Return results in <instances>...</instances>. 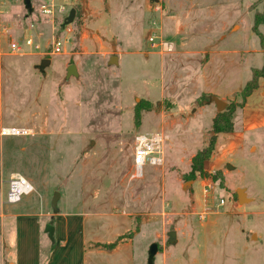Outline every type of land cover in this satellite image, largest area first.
I'll use <instances>...</instances> for the list:
<instances>
[{"label": "rangeland", "instance_id": "1", "mask_svg": "<svg viewBox=\"0 0 264 264\" xmlns=\"http://www.w3.org/2000/svg\"><path fill=\"white\" fill-rule=\"evenodd\" d=\"M36 1L28 14L23 0H0V75L14 70L9 60L47 61L34 88L17 95L33 111L18 114L33 135L5 138V170L27 178L35 192L5 209L38 203L52 217L59 192L62 211L82 212V205L87 213H127L137 230L143 224L136 264H148L153 243L154 264H264V78L246 100L241 95L263 66L255 7L246 9L248 0H75L74 22L61 31L68 15L53 30ZM239 21L241 32L221 23ZM29 34L41 48L11 49ZM54 37L66 41L58 55L48 46ZM151 37L173 50L153 47ZM229 108L233 132L217 135L207 176L188 179L214 119ZM146 132L169 136L165 163L131 179L133 140ZM4 189L7 198L9 182ZM239 189L249 201H238ZM102 203L110 206L102 210ZM75 221L82 218H70L73 229Z\"/></svg>", "mask_w": 264, "mask_h": 264}, {"label": "crops", "instance_id": "2", "mask_svg": "<svg viewBox=\"0 0 264 264\" xmlns=\"http://www.w3.org/2000/svg\"><path fill=\"white\" fill-rule=\"evenodd\" d=\"M259 1L248 0L246 9H252ZM255 9L262 12L263 3L257 4ZM210 15L217 17L216 7ZM221 23H223L224 29L229 25H233V30L238 28L241 32L243 29L241 21L229 24ZM259 31L264 41V25L259 26ZM27 36L22 37L19 42ZM26 48L24 45L23 50ZM257 49L260 50V44ZM250 52L252 53V51L245 50L242 53L248 55ZM256 54L262 57L263 65L264 53L257 52ZM12 61H15V64ZM43 61L36 62L34 58L20 64L16 60L7 61L11 70H14L6 75H0V131L6 126L29 128L23 126L25 123L20 122L23 120H20L18 114H31L33 111L28 110L25 100H19L17 95H24L23 90L34 88L31 81L37 80L40 73L39 66ZM49 62L52 64V60ZM25 65H30L25 69L28 74L22 73ZM27 82L30 83L29 86ZM262 91H264V82ZM11 93L15 96H11ZM6 94H9V100L5 99ZM5 138L0 134V264H136L134 241L145 231L142 229L143 224L140 230H137L134 227L135 221L133 222L127 213H125L126 216L123 213L114 214L112 212L105 213V211L100 213V209L97 213H87V210L84 212L85 209L81 205L82 212H67L58 208V213L54 212L52 217H48V214L40 212L38 203H26L25 206L18 209H5L4 205L7 201L4 196V185L9 182L12 175L18 174L14 170H5L4 154L7 152L5 151ZM101 205L102 210H106L110 206L108 204L106 207L104 203ZM89 214L97 215V219L90 220ZM70 216L76 220L82 218L81 222L75 221L74 229L70 223ZM43 225L46 227L53 225L54 242L48 237L46 229L43 232ZM116 226H123V231L116 230ZM116 242L117 245L114 249L105 248V246Z\"/></svg>", "mask_w": 264, "mask_h": 264}, {"label": "built area", "instance_id": "3", "mask_svg": "<svg viewBox=\"0 0 264 264\" xmlns=\"http://www.w3.org/2000/svg\"><path fill=\"white\" fill-rule=\"evenodd\" d=\"M73 1L75 0H37L36 7L39 16L55 30L56 23L63 20L70 12ZM155 37L150 38L153 47L159 46L166 52L173 50L172 44L164 41L155 42ZM65 42L54 37L51 45L48 46H52L53 53L58 55L63 52ZM24 45L31 49L41 48L40 41L35 40L33 34H29L20 42L10 43L11 49L17 52H22ZM0 134L3 137H28L33 135V131L27 127L6 126L1 129ZM169 140V136L163 132H146L135 135L131 160V179L143 178L145 167L159 168L164 165L165 149ZM33 192H35V188L27 178L20 174H14L9 179L6 201L9 204L19 203Z\"/></svg>", "mask_w": 264, "mask_h": 264}, {"label": "trees", "instance_id": "4", "mask_svg": "<svg viewBox=\"0 0 264 264\" xmlns=\"http://www.w3.org/2000/svg\"><path fill=\"white\" fill-rule=\"evenodd\" d=\"M263 3V11L256 12L254 24H253V32L262 38L259 26L264 25V0H260L257 4ZM254 5L253 8L256 6ZM264 78V64L260 69H254L252 79L246 84L244 90L242 92V97L246 100L252 93L258 89L259 80ZM233 117V109L229 108L227 111L220 113L213 121V129L210 136V141L208 146L198 151L197 154L192 158L191 168L189 173L187 174L188 179H196L197 176L205 177L207 173L205 172V161L211 157L216 140L217 135L221 133H231L234 130V125L232 122ZM117 242L111 245L105 246L106 249L112 250L116 247Z\"/></svg>", "mask_w": 264, "mask_h": 264}, {"label": "water", "instance_id": "5", "mask_svg": "<svg viewBox=\"0 0 264 264\" xmlns=\"http://www.w3.org/2000/svg\"><path fill=\"white\" fill-rule=\"evenodd\" d=\"M24 1V5L28 11V14H32L34 12V7L32 5V0H23ZM76 16V9H71L68 16L63 20V22L60 25V29L61 31H64L65 28L72 24L74 22ZM115 59L114 57L111 59V62H113ZM47 62L46 60H44L41 63V67L44 65V63ZM215 99V103L217 105V108L219 111L224 110L223 107L226 105L224 102H222L221 100L214 98ZM228 167L230 168V165H228ZM61 194L59 192H56L53 199H52V209L55 213H58L59 209H58V202L60 199ZM237 197H238V201L242 202L243 200H247L249 201V199H247L246 197V193L244 191V189H239L237 191ZM46 232L48 233V237L51 239L52 242H54V227L53 225H48L46 227ZM176 232L175 231H171L169 233V243L173 244L176 242ZM158 252V245L156 243H153L150 246L149 249V253H148V264H154L155 262V255Z\"/></svg>", "mask_w": 264, "mask_h": 264}]
</instances>
